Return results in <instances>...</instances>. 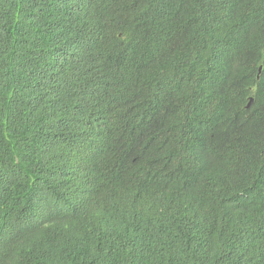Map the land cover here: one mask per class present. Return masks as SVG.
<instances>
[{
    "label": "trees",
    "instance_id": "obj_1",
    "mask_svg": "<svg viewBox=\"0 0 264 264\" xmlns=\"http://www.w3.org/2000/svg\"><path fill=\"white\" fill-rule=\"evenodd\" d=\"M0 264H264V0H0Z\"/></svg>",
    "mask_w": 264,
    "mask_h": 264
},
{
    "label": "water",
    "instance_id": "obj_2",
    "mask_svg": "<svg viewBox=\"0 0 264 264\" xmlns=\"http://www.w3.org/2000/svg\"><path fill=\"white\" fill-rule=\"evenodd\" d=\"M258 72H260V68H259ZM257 79H258V78H257Z\"/></svg>",
    "mask_w": 264,
    "mask_h": 264
}]
</instances>
